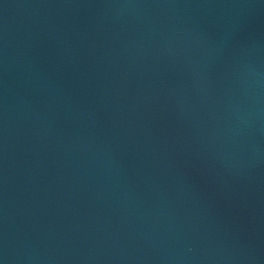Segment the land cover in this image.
<instances>
[{
	"label": "water",
	"instance_id": "1",
	"mask_svg": "<svg viewBox=\"0 0 264 264\" xmlns=\"http://www.w3.org/2000/svg\"><path fill=\"white\" fill-rule=\"evenodd\" d=\"M0 264H264V167L114 0H0Z\"/></svg>",
	"mask_w": 264,
	"mask_h": 264
}]
</instances>
